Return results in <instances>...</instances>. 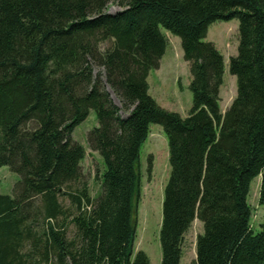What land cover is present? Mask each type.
<instances>
[{
	"label": "trees",
	"instance_id": "16d2710c",
	"mask_svg": "<svg viewBox=\"0 0 264 264\" xmlns=\"http://www.w3.org/2000/svg\"><path fill=\"white\" fill-rule=\"evenodd\" d=\"M233 19L236 96L222 114L224 61L203 40L212 23ZM161 27L189 64L185 118L148 94L143 70L161 50ZM90 110L98 125L88 145L104 165L95 198L81 171L85 150L71 138ZM151 124L163 128L170 166L160 264H180L194 220L203 231L192 264H264V218L254 233L247 202L260 177L264 207V0H0V168L19 176L11 196L0 194V264H149L133 255V216Z\"/></svg>",
	"mask_w": 264,
	"mask_h": 264
},
{
	"label": "rangeland",
	"instance_id": "374dc122",
	"mask_svg": "<svg viewBox=\"0 0 264 264\" xmlns=\"http://www.w3.org/2000/svg\"><path fill=\"white\" fill-rule=\"evenodd\" d=\"M117 5H110L108 12L119 11ZM238 20L217 21L212 23L206 33L204 42L214 46L224 61L222 84L219 88V108L221 113L230 107L236 96V79L229 73V59L236 56L238 47ZM161 50L143 70L150 97L162 108L185 118L192 107V95L189 89L191 76L189 64L184 60L180 39L164 28H160ZM113 41L107 39L97 45L98 52L104 53L112 47ZM94 75L101 76L113 102L120 106L118 99L105 83V70L97 62L92 65ZM123 117L125 113L121 112ZM95 112L90 110L87 118L76 126L71 134L73 141L85 150L81 161V171L88 185L89 194L95 198L101 192L104 165L101 156L89 148L87 133L97 127ZM139 193L134 212L135 239L133 255L144 252L149 264L161 263L159 241L162 218L164 188L167 183L170 166L168 160V142L161 125L151 124L147 140L141 147L138 160ZM99 177V179H98ZM19 176L7 167L0 168V194L12 195L13 186ZM260 177L252 180L247 196L251 208V228L254 233L260 230L264 218V207L258 204ZM61 205L69 212H74L66 198L60 199ZM69 219L66 220L68 223ZM68 236L74 234V226L68 223ZM202 224L194 220L183 240L180 264H192L195 261L196 238L202 234Z\"/></svg>",
	"mask_w": 264,
	"mask_h": 264
}]
</instances>
